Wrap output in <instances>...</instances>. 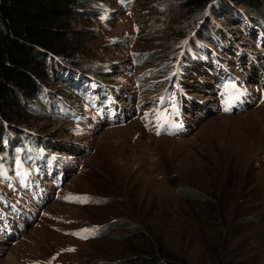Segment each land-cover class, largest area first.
<instances>
[{
  "label": "rangeland",
  "instance_id": "1",
  "mask_svg": "<svg viewBox=\"0 0 264 264\" xmlns=\"http://www.w3.org/2000/svg\"><path fill=\"white\" fill-rule=\"evenodd\" d=\"M170 2L138 0L130 9L118 0L82 1L67 25V42L103 66L109 85L123 93L112 96L94 77L62 71L64 82L77 77L72 83L86 91L85 98L99 87L113 97L110 105L107 98L101 106L112 122L62 85L56 86L87 119H59L25 104L32 110L29 123L21 126L47 138L50 143L43 137L35 141L55 153L75 157L78 166L53 189L42 188L40 199L37 189L28 195L32 208L0 198V261L13 253L17 264H121L133 246L121 237L140 228L187 264H264V87L251 88L264 73V16L236 7L233 15L229 6L217 15L208 6L204 27L213 33L208 23H217L227 35L218 53L230 58L239 88L253 93L232 91L230 81L219 92L218 111L213 80L217 75L219 83L222 76L218 69L215 75L201 68L197 58L208 64L210 56L198 44L186 88L175 84L176 93L156 96L167 84L170 67L160 68L159 55L171 49L160 38L172 27L193 33L201 18L193 9L174 7L173 12ZM177 5L182 4L177 0ZM252 61L255 74L250 76ZM180 91L189 94V102L178 114ZM236 95L241 98L232 110ZM54 106L53 112L60 113ZM178 122L184 127L174 130ZM33 156L42 160L38 152ZM46 158L51 173L57 167L52 155ZM180 184L197 198L185 201L177 191ZM106 226L111 227L100 230ZM93 229L97 233L85 231Z\"/></svg>",
  "mask_w": 264,
  "mask_h": 264
},
{
  "label": "trees",
  "instance_id": "2",
  "mask_svg": "<svg viewBox=\"0 0 264 264\" xmlns=\"http://www.w3.org/2000/svg\"><path fill=\"white\" fill-rule=\"evenodd\" d=\"M82 1L0 0V172L3 173L0 175V185L12 183L17 178L20 170L16 165L19 162V153H25L29 149L34 150L33 147L38 144L35 141L37 137L21 126V123H29L27 114L32 109L28 108L27 104L31 108L39 107L44 115L82 121L80 119L86 112H82L75 106L66 91L83 96L90 105H93L96 94L91 90L85 98L86 91H82L76 87V83H72L77 77L73 76L74 79L70 81L66 79L64 82L61 79L65 76L64 72L83 73L110 84L109 79L105 77L103 66L88 59L84 56L83 50L67 42V25L79 12ZM118 1L131 9L138 0ZM170 1L172 4L169 8L173 12L174 7L175 10L178 8V12H181L183 8L186 12L193 9V14L201 16L197 24L199 27L193 33L192 31L186 33L181 27L180 29L172 27L168 29L169 33L159 40L161 44L171 45L166 55L165 53L159 55L158 60L161 62H159L160 68L170 66L167 67L169 73L165 83L171 82L172 85L175 84L176 78L181 85H184L183 81L192 66L191 62L197 58L194 55L197 44L210 56L208 64L197 58L196 61L201 64L202 69L210 68L216 73L219 68L224 70L230 67L228 60L223 59L218 53L223 49L222 43L227 35L220 26H217V23H208L213 33L207 31V24L204 27L209 19L207 17L209 5L212 4L214 8L212 12L217 15L222 8L229 6L230 11L234 7L243 10L249 8L256 11L260 17L264 16V0H178V3L182 4L181 7L177 5V0ZM173 3H176L177 7ZM163 6L166 4L164 3ZM104 12L103 9L99 13L103 15ZM203 12L206 16H203ZM231 14L234 15V11ZM189 50L193 56H190ZM47 56L51 57L50 64H48ZM147 56L144 55V58ZM48 65H51L50 72ZM56 85L64 86L66 91ZM54 105L59 106L60 113L53 112L56 108ZM68 110H73L75 115L67 113ZM25 155L32 156L29 153ZM177 191L185 201H191L198 196L193 189L182 184L178 185ZM112 225L115 226V224ZM110 227H102L100 230L106 231ZM121 238L133 245L129 248L132 255L121 264H187L184 260L167 252L162 243L157 245L155 240L140 228L129 231Z\"/></svg>",
  "mask_w": 264,
  "mask_h": 264
},
{
  "label": "bare ground",
  "instance_id": "3",
  "mask_svg": "<svg viewBox=\"0 0 264 264\" xmlns=\"http://www.w3.org/2000/svg\"><path fill=\"white\" fill-rule=\"evenodd\" d=\"M240 59H241V58H240ZM240 62H241L240 64L244 65V64L242 63V60H241ZM254 66H255V62L252 61V63H251V67H250V70L247 69L248 74H249L250 76H253V75L255 74V73H251V70H253ZM251 74H252V75H251ZM0 264H17V260H16V257L13 255V253H8V254L6 255V257H5L3 260L0 261Z\"/></svg>",
  "mask_w": 264,
  "mask_h": 264
},
{
  "label": "snow or ice",
  "instance_id": "4",
  "mask_svg": "<svg viewBox=\"0 0 264 264\" xmlns=\"http://www.w3.org/2000/svg\"><path fill=\"white\" fill-rule=\"evenodd\" d=\"M231 87H235V85L233 84V85H231ZM225 110L227 111V110H229V108H225ZM157 134H159V131L157 132ZM0 175H3V173L2 172H0ZM84 202H86V201H84ZM85 231H88V232H95V230L93 229V230H85ZM77 235H81V233H76ZM84 238H87V236H85ZM75 249H67V251H74Z\"/></svg>",
  "mask_w": 264,
  "mask_h": 264
}]
</instances>
